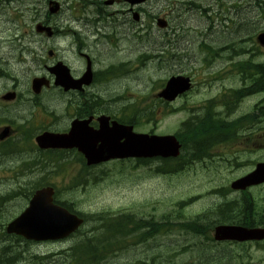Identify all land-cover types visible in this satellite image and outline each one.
Here are the masks:
<instances>
[{"label": "rangeland", "instance_id": "obj_1", "mask_svg": "<svg viewBox=\"0 0 264 264\" xmlns=\"http://www.w3.org/2000/svg\"><path fill=\"white\" fill-rule=\"evenodd\" d=\"M64 1L67 21L57 22L62 36L52 40L53 46L50 42L43 41V63L48 62L49 59L47 49L53 48L57 51L59 59H64L69 64L73 63L80 70L83 64L78 61L79 58H76L74 53L79 54L80 50L84 51L89 47L92 49L86 53L91 57L95 56L98 69L106 70L111 63L116 62L129 63L127 69L134 68L131 80L129 74L125 73L117 78V83H109L106 86L98 83L95 86L96 92L104 97L103 102L110 106V110L107 107L104 111L118 117L126 115L129 108L132 109L130 104H134L142 111L143 98L147 96L153 98L154 93L163 87L162 82L178 74L192 76L199 84V88L205 87L200 84L201 82L211 83L213 95L218 93V97L214 98L213 102L219 106L229 101L226 100L229 99L228 96L223 95L226 87L240 84L234 73L235 63L251 54L255 55L254 59L257 61L264 62V47L260 46L256 39L257 35L264 31V0H149L139 7L141 14L139 21L134 19L132 12L124 13L129 11L130 6L124 0H120L115 5L106 6L110 15L104 16L103 22L98 25L79 20L82 17L81 12L77 13L73 10L76 15L75 17L72 15L69 6H73L76 0ZM92 1L95 0H88L87 12L89 11L90 18L94 19L97 14V4ZM188 1H194L195 4H188ZM39 3H41L39 0H20L15 7L10 2L6 3L4 10L10 13L13 20L10 24L11 29L7 24L6 33L18 32V35L28 33V37H32L35 32L33 23L35 14L40 7L43 13L47 11V5ZM159 17L168 20V27H159L157 23ZM14 28L17 29L15 32H13ZM74 30L85 38L86 48L79 44L78 35L74 34ZM102 32H109L110 35H115V38L118 36L119 43L112 46H116L114 51L105 41L97 44L98 50L94 49L95 35H100ZM160 48L162 53L167 48L165 57L163 55L161 57L163 60H158L157 57L150 58V54H156ZM144 51L149 52V57L142 61L143 65L139 62L135 65L130 62L129 55L132 58L137 57L138 60ZM25 59V64L29 65L30 60ZM32 74L33 71L29 73L28 78ZM216 75L218 78H214ZM20 91L26 96L24 89ZM58 92L53 90L47 93L44 100L45 107L34 106L31 102L22 103L20 106L14 103L16 107L11 111V116L19 115L22 125L30 126L35 134L20 136L13 140L19 142L6 144L2 147L0 156L5 157L6 153L11 155L14 151L19 153L14 156L20 154H24V158L26 155L30 156V161L38 165V171L47 179L46 182L58 181L62 200L85 213L101 211L114 213L122 209L126 213L143 218L155 217L160 222L170 218L179 222L193 219L209 210L215 212L216 208L212 205L221 201H217L215 195H212V188L223 185L228 178L234 179L247 172L255 163L247 160L264 155V129L260 128L261 125L264 126L263 122L254 127L248 126L239 133V145L245 152H238L237 146L221 147L216 159L211 157L207 160V165H212L213 168L196 166L176 174H160L155 170L161 164L160 159H155L147 165L134 162L135 169L129 166L121 167V164L114 166L111 163L87 166L84 161L78 160L75 150L45 152L40 151L33 142L40 133V127L44 126L45 130L52 131H61L68 127L69 118L75 113V107L73 105L70 107L68 104L69 95H60ZM197 93L198 91H195L176 102L174 109L169 107L161 113H156V118L150 119V123L147 118L139 120V132L148 134L175 132L181 121L189 118L190 114L200 115L203 112V109L198 107L204 104L199 101L202 95ZM257 99L258 97H252L250 101L254 102ZM246 100L247 98L243 102ZM246 104L239 110L237 116L247 110ZM22 108L25 109L24 112H19ZM249 134L252 135L251 139L247 137ZM6 158L10 164L18 165L13 158ZM45 158L48 160L44 161ZM228 159L233 163L227 164ZM218 164L220 166H217ZM25 170L24 167L3 168L0 163V198L8 197L12 191H15L12 189L11 183L14 181L12 178L17 175L21 179ZM38 171L36 168L33 169L25 179L35 181ZM80 177H85L86 182L77 181L82 186L72 188L71 181ZM234 197L233 194L229 195V199ZM190 199H193L192 202L184 209H176L180 201ZM256 199L259 207H264V196ZM26 203L27 200L23 196L10 201L7 207L2 203L0 207L4 210L0 212V224L5 227V223L18 214ZM178 211L184 214L182 218H177ZM91 225L97 226V224ZM179 229L175 224L173 231L150 240V258H169L171 264L190 262L227 264L226 262L232 258L224 252L228 251L230 254L241 252L240 249L235 248L236 245L229 248L213 247L211 241V244L206 242L207 237L204 241ZM72 243L73 241L33 244L27 248L28 257L31 258L35 254L57 253L68 248ZM249 249H254L255 257L261 256V252L256 251V247ZM145 255L146 253L140 254V251L132 250L119 258L112 259L109 264H131Z\"/></svg>", "mask_w": 264, "mask_h": 264}, {"label": "flooded vegetation", "instance_id": "obj_2", "mask_svg": "<svg viewBox=\"0 0 264 264\" xmlns=\"http://www.w3.org/2000/svg\"><path fill=\"white\" fill-rule=\"evenodd\" d=\"M8 1L10 2L11 0ZM39 1L41 3L45 2V4H49L50 2V0ZM84 3L85 0H80V5L82 7L84 6ZM3 4H6V2ZM131 11L133 12V9ZM72 15L74 16V14ZM63 16L64 19H62ZM83 19L86 22H91L89 14ZM62 20L67 21V15L65 14V9L63 7H61L56 13H49L48 11L43 13L40 8L33 19L35 32L33 33L32 37H28V33H24L23 35H18V32L14 34H7V24H9V28L11 29L10 24L13 20L8 11L7 13L5 10L0 11V143L5 142L12 137L20 136L26 132V125H22L20 116H11V111L14 109V107L20 106L25 102H31L34 106L45 107V97L47 93H51L53 90H58L60 95H69V97H67L68 104H70V107H72V105L75 107V113L69 118L68 127L65 130H61L63 133L69 131L71 126L70 122L75 118L86 119L88 117H92L93 120L91 125L98 127V117L100 115L110 116L109 120L107 121L109 126H113V122L115 120L119 122L131 121L126 123L132 124V126L135 127V130L138 128V118L131 113V109L129 110L130 113L126 110V115H122L120 117L101 110L103 100L100 96V93L96 92L95 89V86L99 83V81L104 86H106L109 82H114V75H119L121 70L122 74L119 77L123 76V74L126 72V74H129L131 80L133 71L131 72V70L127 69L129 68V63L124 64L116 62L111 63V65L106 70L102 68L98 69L95 56L92 55L91 57L88 53H86V51H91L92 47L84 49V51L80 50L79 54L74 53L76 58H79L78 61L83 64V67L80 68V70L79 68L77 69L73 63L69 64L64 59H59L57 51L53 48L47 49V55L49 59L48 62L43 63V41H48L52 44V46L54 45L52 40H56L57 37L61 36V29L58 28L57 22ZM96 20L100 21L101 18H97ZM40 24L51 25L53 27L52 34L50 36H44V33H42L44 29ZM16 30L17 29L14 28L13 32ZM74 33L76 32L74 31ZM102 35H107V33L102 32ZM36 37L37 39H35ZM95 38L94 49H97V44L101 41H97V35ZM111 41L112 38L106 39V42L108 43H111ZM79 44L86 48L84 41L79 40ZM111 49L114 51L116 46L112 47ZM25 58L30 60L29 65L25 64ZM60 62H63L64 64L66 63V65L68 64L72 69V89H70L69 92L64 91L63 88L59 87L55 83L56 75L52 72V69L58 66ZM26 70L28 72H26ZM88 70L91 72L90 75L88 74ZM31 71H33V74L30 78H28V75ZM36 78L42 79L44 81L43 83H45L43 84L44 86L39 87L40 93L37 94L34 93L33 86V82ZM21 89H24L26 96L20 91ZM11 91L17 93L18 96L14 100L5 99L4 95ZM14 103L18 104L15 106ZM91 103H95V109L99 107L94 111L93 114L90 112ZM148 103L150 104V97L148 98ZM19 109L17 110L19 111ZM24 110L25 109L22 108L19 112H24ZM1 118L3 120H1ZM147 120L148 123H150V114L147 116ZM7 126L10 129L8 135L4 138L3 136L5 135L4 133L6 132ZM45 131L47 130L44 129L43 132ZM137 230L141 232L140 237L142 240H144L146 237L145 226ZM117 231L119 232L116 237L118 239H122V234L124 232L121 230V226L117 227ZM128 238H132V236H129ZM136 238H138V236ZM60 261L62 260L54 259L53 264H58Z\"/></svg>", "mask_w": 264, "mask_h": 264}, {"label": "water", "instance_id": "obj_3", "mask_svg": "<svg viewBox=\"0 0 264 264\" xmlns=\"http://www.w3.org/2000/svg\"><path fill=\"white\" fill-rule=\"evenodd\" d=\"M160 24L166 25L164 21H160ZM68 71V68L64 66L55 68L57 84L65 85L66 89H69L72 84V77ZM186 83L187 81L181 77L171 79L162 96L174 99L178 93L188 88ZM34 84L41 86L42 82L36 79ZM38 90L36 89V91ZM88 123L87 120L76 121L70 134L57 136L45 134L38 140L41 143L48 142L50 147L77 146L85 153L88 164H96L113 158L166 157L176 156L179 153L180 145L173 136L136 134L132 132L131 127L119 126L116 122L110 129L106 128L103 121L101 129L94 131L88 127ZM263 181L264 164H259L257 169L241 179L236 187H246ZM81 223L82 219L53 204L52 190L45 189L39 191L31 201L30 207L8 226V232H16L33 239L60 238L74 231ZM218 236L219 238L228 237L241 240L263 238L264 231L223 226L218 228Z\"/></svg>", "mask_w": 264, "mask_h": 264}, {"label": "trees", "instance_id": "obj_4", "mask_svg": "<svg viewBox=\"0 0 264 264\" xmlns=\"http://www.w3.org/2000/svg\"><path fill=\"white\" fill-rule=\"evenodd\" d=\"M236 65L241 66V67L249 66V67H259V68L264 66V64L255 63L252 60H249L246 62L242 61V62L236 63ZM255 72H260V71H253V70L247 71V75H260V73L254 74ZM213 124H206L205 125L204 129L207 133L214 132V131L219 133V134L223 133V132L224 133L230 132L229 130H230L231 124L226 118H222L219 116V118H217V120H215L213 122ZM182 125H183V129L181 132L177 133V136L180 138V140L184 144H189L191 142H194V140L198 139L201 135L206 134V132L204 130L199 129L198 124L195 122H191V123L190 122H187V123L184 122ZM226 140H227V138H224L222 136L217 138V142H224ZM201 148L202 147L200 146L198 149L197 148L194 149L197 152L195 155V159H199L201 157V155L199 154L202 151ZM201 153L205 154L203 151ZM180 161L163 160V164L158 167V170H160V171L167 170L168 172H174L175 171V170H173L174 168L181 170V169H183L184 165H186L188 163L185 162V164L182 165V163ZM166 168H168V169H166ZM171 168H173V169H171ZM65 204L68 207H70L69 204H67V203H65ZM204 216L206 218V215H204ZM87 219L88 220L89 219L96 220V222L98 223L99 221L104 219V217H103V214H97V215L88 216ZM171 224L174 226L173 221H171V220H166L163 223H159V222L155 221L154 219H150V239L152 237H154L157 233H164L167 231V229L171 230L173 227V226L169 227ZM179 224L183 228L182 230H185L186 232L195 234L194 236H196V237H200V236L207 237L208 231L212 227V223H211L210 219H208L204 223V221L202 219L197 220V218H196L192 222H184V223H179ZM247 224L250 225L249 223H247ZM79 257H82V255H79Z\"/></svg>", "mask_w": 264, "mask_h": 264}, {"label": "bare ground", "instance_id": "obj_5", "mask_svg": "<svg viewBox=\"0 0 264 264\" xmlns=\"http://www.w3.org/2000/svg\"><path fill=\"white\" fill-rule=\"evenodd\" d=\"M7 5H8V4H7ZM12 5H13V4H12ZM12 5H11V6H12ZM7 9H8V8H7ZM0 11H2V10H0ZM5 11H6V10H5ZM97 18H100V17H99V16H97ZM108 24H109V23H108ZM111 29H112V28H111ZM7 43H8V41H7ZM13 44H14V43H13ZM106 50H107V49H106ZM109 52H110V51H109Z\"/></svg>", "mask_w": 264, "mask_h": 264}]
</instances>
